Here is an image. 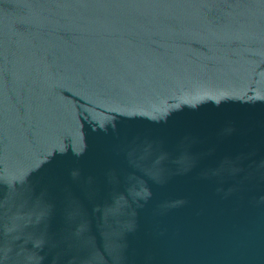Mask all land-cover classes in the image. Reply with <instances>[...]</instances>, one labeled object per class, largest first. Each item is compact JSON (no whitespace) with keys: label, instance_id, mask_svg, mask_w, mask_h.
<instances>
[{"label":"water","instance_id":"95a60500","mask_svg":"<svg viewBox=\"0 0 264 264\" xmlns=\"http://www.w3.org/2000/svg\"><path fill=\"white\" fill-rule=\"evenodd\" d=\"M0 264H264V0H0Z\"/></svg>","mask_w":264,"mask_h":264}]
</instances>
